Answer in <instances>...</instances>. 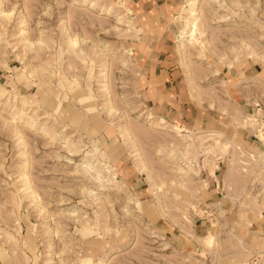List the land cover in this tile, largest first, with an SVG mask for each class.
<instances>
[{
    "label": "rangeland",
    "instance_id": "obj_1",
    "mask_svg": "<svg viewBox=\"0 0 264 264\" xmlns=\"http://www.w3.org/2000/svg\"><path fill=\"white\" fill-rule=\"evenodd\" d=\"M180 1L174 104L124 0H0V264H264V0Z\"/></svg>",
    "mask_w": 264,
    "mask_h": 264
},
{
    "label": "crops",
    "instance_id": "obj_2",
    "mask_svg": "<svg viewBox=\"0 0 264 264\" xmlns=\"http://www.w3.org/2000/svg\"><path fill=\"white\" fill-rule=\"evenodd\" d=\"M135 20L141 24L144 43L142 51L147 54L149 75L146 79V87L151 94L159 100L179 104L176 101L177 94L171 95V87H168L170 76L177 73V67L170 69L165 65L166 54L171 50L175 34L172 27L176 22V14L181 6L180 0H124ZM180 1V2H179ZM176 17V18H175ZM177 24V23H176ZM152 58V59H151ZM151 71V72H150ZM147 72V73H148ZM162 86L161 89H154ZM175 88V87H174ZM173 99V100H172ZM173 101V102H172ZM181 108V107H180ZM179 122V121H178ZM185 128V126H183ZM181 128V129H183ZM232 187L226 183V186ZM241 237H247V249L252 252L253 258L258 262L264 261V208L255 212L250 225L241 232Z\"/></svg>",
    "mask_w": 264,
    "mask_h": 264
},
{
    "label": "bare ground",
    "instance_id": "obj_3",
    "mask_svg": "<svg viewBox=\"0 0 264 264\" xmlns=\"http://www.w3.org/2000/svg\"><path fill=\"white\" fill-rule=\"evenodd\" d=\"M195 23V22H194ZM186 130H184V129H181V130H179V133H183V132H185Z\"/></svg>",
    "mask_w": 264,
    "mask_h": 264
}]
</instances>
